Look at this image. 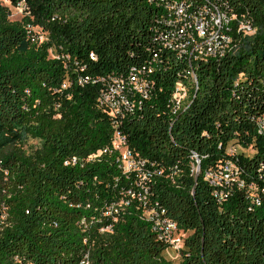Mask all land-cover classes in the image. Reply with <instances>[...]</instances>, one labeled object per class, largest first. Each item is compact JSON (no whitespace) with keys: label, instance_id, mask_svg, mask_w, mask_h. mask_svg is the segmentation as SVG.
Segmentation results:
<instances>
[{"label":"trees","instance_id":"obj_1","mask_svg":"<svg viewBox=\"0 0 264 264\" xmlns=\"http://www.w3.org/2000/svg\"><path fill=\"white\" fill-rule=\"evenodd\" d=\"M8 1L26 15L11 21L0 3V264H264V0ZM174 1L214 5L255 28L231 33L224 56L194 62L197 86L176 115L170 99L188 65L160 51L157 36ZM146 67L150 97L114 126L99 106L100 79ZM116 132L162 172L148 197L186 233L175 261L137 198L106 214L133 181L118 153L104 152ZM29 138L40 141L32 154ZM226 160L260 205L247 188L214 196L204 175Z\"/></svg>","mask_w":264,"mask_h":264},{"label":"built area","instance_id":"obj_2","mask_svg":"<svg viewBox=\"0 0 264 264\" xmlns=\"http://www.w3.org/2000/svg\"><path fill=\"white\" fill-rule=\"evenodd\" d=\"M167 10L166 25L157 31L159 50L173 52L188 65L185 79L175 82L170 99L172 112L176 115L188 107L191 102V90L197 86L194 62L224 56L231 48V33L235 31L251 36L255 33V28L249 20L223 12L214 5L191 10L187 3L174 1L168 4ZM40 37L45 40L44 36H39L38 41ZM154 57L159 58L157 54ZM153 71V67L132 68L126 77L112 76L100 79L102 85L98 97L99 106L108 113L114 126L121 124L134 113L139 98L150 97L155 87L154 79L151 77ZM65 87L64 83L62 88ZM258 125L260 133L264 134V117L258 120ZM109 151L118 153L120 169L133 181L132 185L123 191L121 199L113 203L106 214L112 216V213H118L119 206L127 205L131 199L137 198L142 203L144 218L152 222L154 231L159 233L166 244V258L177 260L186 236L179 235L183 231L178 230L175 222L164 216V211L153 207L148 197V180L154 175H161L162 172L150 171L146 166V159L138 152L132 151L127 146L126 137L118 132L113 135L110 148L104 149L105 153ZM229 152L234 155L236 150L232 148ZM190 157L193 161L192 174L198 175L200 158L194 152H191ZM72 161L75 162L76 158ZM242 174L243 169L239 165L226 160L218 169L206 171L204 180L214 188L213 194L219 201L226 199L236 188H247L253 201L260 205L254 187L247 186ZM127 197L131 199L126 200Z\"/></svg>","mask_w":264,"mask_h":264},{"label":"rangeland","instance_id":"obj_3","mask_svg":"<svg viewBox=\"0 0 264 264\" xmlns=\"http://www.w3.org/2000/svg\"><path fill=\"white\" fill-rule=\"evenodd\" d=\"M0 3L2 5L9 7V19L11 21H21L23 17L26 15V10L24 9V5H18V6H12L8 0H0ZM44 39L41 37L39 38V43H44ZM40 148V141L36 139L29 138L27 142L24 144L23 149L26 152V154H32L36 149ZM179 235H185V233L180 232ZM174 264H178V262H175Z\"/></svg>","mask_w":264,"mask_h":264}]
</instances>
